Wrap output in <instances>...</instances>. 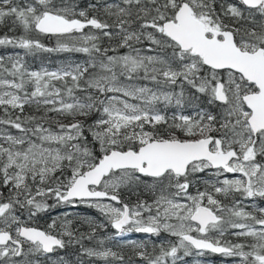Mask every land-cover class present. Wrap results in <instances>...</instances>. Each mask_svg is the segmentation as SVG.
Here are the masks:
<instances>
[{"label": "snow or ice", "instance_id": "6c2138e0", "mask_svg": "<svg viewBox=\"0 0 264 264\" xmlns=\"http://www.w3.org/2000/svg\"><path fill=\"white\" fill-rule=\"evenodd\" d=\"M0 27V264H264V0H0Z\"/></svg>", "mask_w": 264, "mask_h": 264}, {"label": "trees", "instance_id": "16d2710c", "mask_svg": "<svg viewBox=\"0 0 264 264\" xmlns=\"http://www.w3.org/2000/svg\"><path fill=\"white\" fill-rule=\"evenodd\" d=\"M5 33H8L9 35L13 34L11 32H8L7 27H0V35H3ZM42 42L47 47H55V42L53 40L44 39ZM15 51H20V50H13L11 48H8V49L0 48V54L14 53ZM76 56L77 55L75 53H43L41 52V53H37L34 56H27L25 60H26L27 66L31 70H40L42 67H46L49 70H55L59 66V62H61V60L71 59V58L75 59ZM92 211L93 209L91 208H87L85 206H79L78 209H74L72 213L67 216L69 218H76V217H91L92 218ZM95 220L98 222L102 221V217L97 211L95 212ZM107 229L108 227L101 230L99 232V236L105 237ZM85 230L86 228L81 229V231H85ZM85 243L88 244L87 241ZM76 251H77L76 249L68 248L64 250L63 254H61L60 256L64 257L65 261H67V264H77L78 256L76 254ZM206 255H207L206 260L208 261L209 264H226L225 262L220 261L221 256L210 255L209 253H206ZM97 264H100V262H97Z\"/></svg>", "mask_w": 264, "mask_h": 264}, {"label": "flooded vegetation", "instance_id": "af4514ba", "mask_svg": "<svg viewBox=\"0 0 264 264\" xmlns=\"http://www.w3.org/2000/svg\"><path fill=\"white\" fill-rule=\"evenodd\" d=\"M81 6H86L88 3H95V0L92 1V0H79ZM87 31V29L85 30ZM262 206H264V201L262 202H259ZM79 207V206H78ZM78 207H75L73 209H78ZM95 212L96 210L93 209L92 211V219L95 220ZM40 214L34 218L33 220L29 221L28 224L32 227H36V228H39V229H46L47 228V225L51 222V220L49 219V217H45V215L39 217ZM114 233V230L110 228V226H108V229H107V232H106V235L105 237L109 236L110 234ZM147 239V237L144 235V234H137V233H131V234H128L127 236H124V237H117V240L120 241L121 243L123 241H126V240H135L137 242L141 241V240H145ZM155 239V238H153ZM89 246H92L89 242H88ZM106 246L107 247H111L113 250H119V246L118 244L116 243V241H113V240H106ZM61 254H63V251H58L57 253H55L54 255L55 256H60ZM220 261L222 262H227L226 261V258L224 257H220ZM40 262L41 264H47V262H45L43 260V258H40ZM229 263V262H228Z\"/></svg>", "mask_w": 264, "mask_h": 264}, {"label": "rangeland", "instance_id": "374dc122", "mask_svg": "<svg viewBox=\"0 0 264 264\" xmlns=\"http://www.w3.org/2000/svg\"><path fill=\"white\" fill-rule=\"evenodd\" d=\"M94 1V0H92ZM54 41V40H53ZM55 42V41H54ZM76 54V53H75ZM76 58H71V59H65V60H61V62H59V66L69 62V61H72V62H80V61H83L85 59V57L82 55V54H76ZM58 66V67H59ZM49 203H51V201H49ZM74 209L72 207H64V206H61V207H57V208H54L52 210H50L49 212H46V213H41L39 217L45 215V217H49V219L51 220L52 218H63V216L65 214L67 215H70L72 213ZM26 220V222L28 223L29 221L25 218H23ZM155 239H159V238H155ZM207 258V255L205 254L204 256H200V257H187L186 260L188 262V264H193V260L194 259H198L201 261V264H209L208 261L206 260ZM205 259V260H204ZM230 260H228L226 262V264H231V261L229 262ZM229 262V263H228Z\"/></svg>", "mask_w": 264, "mask_h": 264}, {"label": "water", "instance_id": "95a60500", "mask_svg": "<svg viewBox=\"0 0 264 264\" xmlns=\"http://www.w3.org/2000/svg\"><path fill=\"white\" fill-rule=\"evenodd\" d=\"M212 254V253H211ZM215 255H218V254H215Z\"/></svg>", "mask_w": 264, "mask_h": 264}]
</instances>
